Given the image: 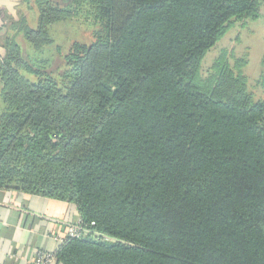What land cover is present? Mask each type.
<instances>
[{"label":"trees","instance_id":"trees-1","mask_svg":"<svg viewBox=\"0 0 264 264\" xmlns=\"http://www.w3.org/2000/svg\"><path fill=\"white\" fill-rule=\"evenodd\" d=\"M258 17L259 0H20L0 28V191L108 238L66 237L57 264H264V99L195 82L224 27ZM73 18L92 41L52 68Z\"/></svg>","mask_w":264,"mask_h":264},{"label":"rangeland","instance_id":"rangeland-1","mask_svg":"<svg viewBox=\"0 0 264 264\" xmlns=\"http://www.w3.org/2000/svg\"><path fill=\"white\" fill-rule=\"evenodd\" d=\"M23 9L29 25L34 28L38 17L36 10L29 11L25 6ZM93 30L94 26L81 18L53 25L54 44L60 46L61 54L54 51V46L46 53L45 57L53 61L52 68L61 65L62 56L73 43L89 44ZM226 70L231 74H226ZM195 82L208 91L218 88L216 98L232 97L221 84L231 85L230 90L236 84V87H247L251 101L264 99V0H259L257 19L232 20L224 27L215 46L203 57Z\"/></svg>","mask_w":264,"mask_h":264},{"label":"crops","instance_id":"crops-1","mask_svg":"<svg viewBox=\"0 0 264 264\" xmlns=\"http://www.w3.org/2000/svg\"><path fill=\"white\" fill-rule=\"evenodd\" d=\"M20 0H0V28L7 19H16ZM2 50L0 48V54ZM68 203L0 191V264H35L39 252L54 254L64 235L62 222L78 220ZM52 264H57L56 261Z\"/></svg>","mask_w":264,"mask_h":264},{"label":"built area","instance_id":"built-area-1","mask_svg":"<svg viewBox=\"0 0 264 264\" xmlns=\"http://www.w3.org/2000/svg\"><path fill=\"white\" fill-rule=\"evenodd\" d=\"M62 227L64 229L63 233L64 235L62 237L57 236L56 239L60 241L61 243L66 237L70 238H79L84 237L89 234L92 235L94 238L101 237L103 239H108L107 237H103L102 235H99L98 233H91L90 230H88L81 220L78 218V220L75 221H66L62 222ZM55 260L54 254L47 253V252H39L37 253L34 263L35 264H52Z\"/></svg>","mask_w":264,"mask_h":264}]
</instances>
